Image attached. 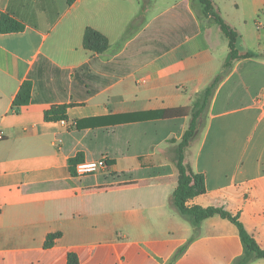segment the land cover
Returning a JSON list of instances; mask_svg holds the SVG:
<instances>
[{
    "label": "crops",
    "instance_id": "1",
    "mask_svg": "<svg viewBox=\"0 0 264 264\" xmlns=\"http://www.w3.org/2000/svg\"><path fill=\"white\" fill-rule=\"evenodd\" d=\"M68 1L0 0L24 25L0 32V264H235L234 224L215 215L195 229L171 203L178 144L219 76L183 151L205 191L185 205L237 217L264 251V0H209L237 36L228 68L227 38L191 0ZM87 28L106 52L83 48ZM24 82L29 103L14 107ZM57 106L66 120H45ZM177 108L187 115L75 127ZM77 154L108 167L76 177Z\"/></svg>",
    "mask_w": 264,
    "mask_h": 264
},
{
    "label": "trees",
    "instance_id": "2",
    "mask_svg": "<svg viewBox=\"0 0 264 264\" xmlns=\"http://www.w3.org/2000/svg\"><path fill=\"white\" fill-rule=\"evenodd\" d=\"M198 2L203 11L205 13H209L211 17L214 19L216 25L219 26L222 33L225 35L228 41L229 48V61H227L225 67L228 68L231 65V61L239 58L236 48V33L231 29L225 22L221 19V17L214 11L213 6L209 0H191V2ZM70 3V0L68 1ZM193 6V5H192ZM24 25L12 18L8 14L0 15V32L3 34L7 33H18L23 31ZM83 48L89 52H92L97 55H101L107 51L109 48V42L105 36L100 34L99 32L87 28L83 34ZM243 58V57H242ZM220 77V76H219ZM219 77L215 80V82L219 79ZM214 82V83H215ZM214 83L206 89L203 93L204 99L202 105L199 110L195 113H192V121L189 124L187 131L184 133L182 140L178 144L176 156H175V165L178 170V180L177 187L173 192L171 197V203L173 207L178 211V213L187 218L192 226L197 229L201 221L207 219L209 217L218 215L223 219L230 221L234 224L238 230L241 242L245 249L244 255L239 258L235 264H248L252 258H262L264 259V251H262L253 238L245 231L241 223L238 221L237 217L231 216L229 213L215 208H200V207H192L187 208L186 202L205 191L204 185V177L202 175H197L191 173L187 167H185L183 163V151L189 145L190 141L194 137L196 133V129L198 126V118L201 111L205 107L206 99L209 96L211 89ZM31 93V83L24 82L18 94L16 95L13 106L20 107L27 105L30 100ZM198 106H193L192 111L195 110ZM66 106H57L51 107L45 112V120L47 121H59L66 120ZM187 115V110L182 108L164 110L159 112L145 113V114H131L126 116H112L109 118H91L87 120L77 121L75 127L77 129H86V128H94L102 125H115L123 122H134V121H143L150 119H172V118H180ZM82 156L77 154L74 158L69 159V169L72 175L75 174L74 167L77 163L82 162ZM54 236H48L46 246H51V241ZM69 264H76V261L73 256L69 255Z\"/></svg>",
    "mask_w": 264,
    "mask_h": 264
},
{
    "label": "built area",
    "instance_id": "3",
    "mask_svg": "<svg viewBox=\"0 0 264 264\" xmlns=\"http://www.w3.org/2000/svg\"><path fill=\"white\" fill-rule=\"evenodd\" d=\"M4 139V135L0 130V141ZM108 167L107 157L102 156L99 160L96 161H83L79 162L74 167V176L76 177H84L88 175L95 174L100 170H104Z\"/></svg>",
    "mask_w": 264,
    "mask_h": 264
},
{
    "label": "rangeland",
    "instance_id": "4",
    "mask_svg": "<svg viewBox=\"0 0 264 264\" xmlns=\"http://www.w3.org/2000/svg\"><path fill=\"white\" fill-rule=\"evenodd\" d=\"M145 1H146V0H145ZM147 1H148V0H147ZM192 5H193V9H194V11H195L197 17H198L201 21L209 20L210 22L215 23V22H214V19L211 17V15H210L209 13H205V12L203 11L201 5H200L198 2H193V1H192ZM147 6H148V2H147ZM198 102H199L200 106H199L198 108H196V110H194V112L200 109L201 104H202V102H203V98H201L200 101H198ZM201 112H203V110H202Z\"/></svg>",
    "mask_w": 264,
    "mask_h": 264
}]
</instances>
